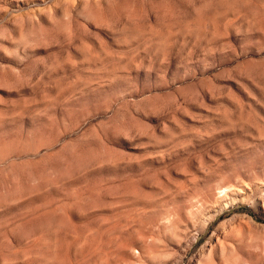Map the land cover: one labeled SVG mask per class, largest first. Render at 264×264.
Segmentation results:
<instances>
[{
	"label": "rangeland",
	"instance_id": "obj_1",
	"mask_svg": "<svg viewBox=\"0 0 264 264\" xmlns=\"http://www.w3.org/2000/svg\"><path fill=\"white\" fill-rule=\"evenodd\" d=\"M0 264H264V0H0Z\"/></svg>",
	"mask_w": 264,
	"mask_h": 264
}]
</instances>
